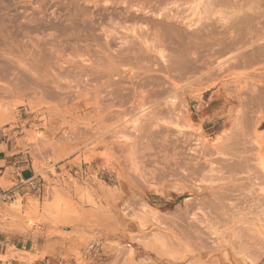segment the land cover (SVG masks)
<instances>
[{"label": "rangeland", "instance_id": "1", "mask_svg": "<svg viewBox=\"0 0 264 264\" xmlns=\"http://www.w3.org/2000/svg\"><path fill=\"white\" fill-rule=\"evenodd\" d=\"M147 1L0 0V157L16 162V168L23 176V169L31 170L29 173L33 176L31 181L21 182L28 188L22 196L17 195L16 203L0 210V219L10 221V228L5 226L3 229L14 228L34 239L33 242L10 245L7 254H0L2 264H122L114 263L111 253L120 239L126 248L152 243L150 250L152 245L159 243L154 242L158 241L155 238L158 234L153 235V232H162L166 239L167 225L163 223L165 227L161 225L158 229L156 222L151 220L154 219L151 212L149 217L147 207H152L151 211L153 208L157 210L164 219L177 214L172 213L176 209L179 213L186 205V197L177 199L173 188H181L186 182L167 177L143 184L141 171L139 178L135 166H141V160H154L152 164L144 162L147 172L154 171L155 166L159 167L155 170L160 171L165 165L162 152L167 156L165 135L170 132L181 139H177V144L183 142L176 152L180 150L178 158L186 162L190 161V147L215 150L216 158V152L222 146L228 147L240 137L248 146H256L252 165L264 178L261 162L264 161V127L256 124L255 117L264 114V100H254L264 91V48L263 51L257 50L264 43V39L257 42L264 37V0H258L259 9L256 8L253 14L257 17L254 30L258 32L259 29L260 34L256 32L258 36L250 40L244 36L241 44L226 50L215 47V42L220 41L225 29L234 35L247 22L246 19L231 20L233 15L230 12L243 5L242 0H232L231 9L225 7L226 14L222 10L215 11V6H212V12L205 11L208 0ZM172 1L177 2L164 5ZM143 4L149 10L153 7L151 15L139 11ZM165 6L172 9L171 13L162 11L168 17L177 12L189 17L200 12L202 19L197 21L195 32L198 44L189 45L190 40L184 38L183 26L168 34L165 27L155 26L154 20H159L157 14ZM221 12L224 16L230 15V23L222 21ZM145 17L146 20H142ZM168 17L164 23L168 22ZM230 24L233 25L229 27ZM201 42L213 43L211 47L206 45L210 47L207 48ZM106 80H109L108 84ZM237 124L241 126H238L240 131H237ZM145 130L153 132L148 135ZM158 131L160 136L156 134ZM187 136L191 137L190 141H186ZM156 138L160 141L157 140V144ZM147 141L158 145L157 148L148 143L152 152L156 149L153 155L150 150L149 153L145 151V146L144 151L140 149ZM127 144L132 148L134 144H143L136 147L139 149L134 146L136 151L142 150V155L131 156L134 148L129 149ZM181 148L185 149L181 152ZM129 153L135 162L137 158L140 163H133L126 155ZM144 154H150V159L147 160L148 156L144 158ZM123 157L128 158L127 161ZM214 164L215 167L218 165ZM122 170L129 172L123 173ZM117 175L122 179L118 178L120 182ZM128 178H133L134 183ZM125 180L132 182L130 187L127 188ZM132 184L135 188L138 186L136 190ZM1 185L5 189L16 187L8 176L1 180ZM107 196L113 197V204H117V210L114 208L113 212L120 211L116 218L122 220H118L121 225L105 216L108 213ZM123 209L125 212L121 213ZM105 217L109 224H106ZM111 221L113 225H110ZM139 221L149 227L143 229ZM166 221L168 223L169 218ZM125 222L134 223H130V227ZM112 226L114 230L126 229L115 232ZM140 226L142 231L138 228ZM135 231L138 240L136 237L132 241L130 236ZM159 245L156 247L158 253V248L163 247L160 249L162 253L166 248V255L163 253L167 257L165 263L187 254L177 245ZM154 251L152 254L156 253ZM213 254L215 252L211 256ZM248 259L247 264L255 263Z\"/></svg>", "mask_w": 264, "mask_h": 264}, {"label": "bare ground", "instance_id": "2", "mask_svg": "<svg viewBox=\"0 0 264 264\" xmlns=\"http://www.w3.org/2000/svg\"><path fill=\"white\" fill-rule=\"evenodd\" d=\"M231 1L232 0H230V1L229 0H208V4H207V7H206L205 11L206 10H210L212 12L213 11V7L212 6H215V11L222 10V12L226 14L228 12V10L231 9L230 8V6H232ZM242 1L244 2V4L241 5L240 7H237L236 9L234 7H232V9L234 8L235 11L233 10L232 12H230L231 13L230 15H233L231 17V20H233L234 18H237L239 20L246 19L247 22L244 25H242L241 27H239L237 29V32L234 35L230 32V30L225 29L224 33L222 34V38L220 39V41L216 40L215 47H221V48L226 50V49H229L231 47L237 46L238 44H241L239 42H242L241 39L244 36L246 37L247 40H250L251 38H254L255 36H258V34H260L259 29H258V32H257L256 29L254 30V26L257 23V17H255L253 15L257 11L256 8L259 9V5L257 6V3L260 4V2H259L260 0L259 1L258 0H255V1L251 0L254 5H252V3L250 1H248V0H242ZM147 2L152 3L150 0L147 1ZM176 2L177 1H175V2H173V1L172 2H167L164 5L167 4L166 6H169L172 3L175 4ZM245 2L248 5H246ZM249 2L251 3L250 6H249V4H250ZM144 5L145 4L140 6L139 11L143 12V14L151 13L150 11L152 10L153 7L150 5L152 8H150L151 10H149V8L147 9V7H145ZM152 5L154 6V3ZM244 5H245V7H244ZM166 6L163 7V8L161 7V10L160 9L159 10L161 12L163 10L164 11L167 10L168 13H171L172 9L169 10ZM247 6H248V8H246ZM225 7H228L227 8L228 10ZM244 8L247 9V10H245ZM161 12L157 14V17L159 18V20H154L155 26H159L160 25V26L165 27L166 28V34L177 30L178 26H183L184 27V29H183L184 30V38L187 37L190 40L191 44H189V45L198 44L197 41H195V32L197 30L196 29L197 21L199 22L202 19L200 17V12L199 11L197 13L195 12L194 15H192L191 17L185 16V15L181 14L180 12H177L176 14H173L171 17H168L166 12L165 13L164 12L161 13ZM222 12L220 14L223 17L224 14ZM149 15H151V14H149ZM230 15H225L222 18V21L223 22L226 21V23H230V20L228 19V17ZM144 16H147V15H144ZM167 17H168V22L164 23V21H165V19H167ZM143 19L146 20V17L142 18V20ZM147 20H148V18H147ZM162 23L165 24V25H161ZM232 25L233 24H230L229 27H231ZM256 32L258 33L257 35H256ZM262 39H264V37L261 36L257 40V42L262 40ZM247 40H244V41H247ZM206 42H208V41H206ZM212 43L213 42H211V43L209 42L208 44L204 43V44H205V46L206 45L210 46V44H212ZM201 44H203V43L201 42ZM263 48H264V43L260 44L258 46L257 50L260 49V51H263ZM216 50L217 49L215 48V52H216ZM216 53H218V52H216ZM192 56H194V55H192ZM182 58L185 59L186 57L185 58L182 57ZM112 65H114V64L112 63ZM95 67H94V69H95ZM111 67L109 68L110 70L112 69ZM95 71L97 72V69H95ZM98 71L102 72L100 69ZM96 72H94V73H96ZM108 73L110 74V72H108ZM105 74H106V72H105ZM84 75L82 73V76H84ZM93 75L89 74L88 76L93 77ZM80 76H81V74H80ZM97 76L100 77V74L97 75ZM96 79H94V80H96ZM100 79L102 80V78H100ZM103 80H104V78H103ZM154 80L156 81V79H154ZM86 81H88V80H86ZM108 81H107V84H108ZM99 83H100V81H99ZM99 83L97 85H99ZM101 83L103 84L104 82L101 81ZM155 83H157V82H155ZM160 83H162V81ZM164 84H165V82H164ZM159 85L161 86V84H159ZM116 87H117V85H116ZM140 87H141V85H140ZM9 88L7 87L6 89H9ZM92 88H93V86H92ZM94 89H95V87H94ZM104 89L105 88H103L102 90H104ZM163 91H165V89ZM254 100H264V91L260 92V96L259 97H255ZM255 117L257 118L256 119V124L259 125L260 127H264V114H261L260 116H258V117L255 116ZM238 122H240V120ZM238 124H240V123H238ZM238 124H237V131H240L241 128L238 127V126H240ZM161 130L162 129H160L159 131H161ZM159 131H158V133H156L157 135L160 133ZM144 132H146L145 134L149 135L153 131L149 133V130H147V131L145 130ZM144 132H142V133H144ZM182 134L185 135L184 133H182ZM138 135H139V133H138ZM143 136H147V135H143ZM158 136H160V135H158ZM141 138H142V136H141ZM150 138L148 137V140H150ZM153 138H154V135H153ZM157 138H156V141H155V139H153L155 141V144H157L156 143L157 140H158ZM161 138H160V140H161ZM165 138L167 139V141H166V139H165V141L168 144L166 146V150H167L166 155L167 156L165 157V154L162 152V154L164 155L163 158H162L163 159L162 163L165 162V165H164V167L161 168L160 171L155 170V168L156 169L159 168V167L155 166L154 171L152 170V172L149 173V171L147 172L146 167L144 166V162L145 161L143 162L141 160L140 161L141 163H140L137 160V158H136V162L137 163L139 162L141 164V166H140L139 164H137L135 162V160H133V159H135L134 157L142 155V153H143L142 150L141 151L139 150V152H138V150L136 151L135 148L139 147L140 145H143V144L135 146V144H136L135 143L134 144L135 148L133 146L134 150H132L133 149L132 146L130 147V145L127 144V145H129L128 148L130 147L129 149H131L132 152L133 151L135 152V153L131 152V156L133 154L135 156L133 155L134 157H131L130 153H129V155L128 154H126V155H127V157H129V158L131 157L132 158V160H133L132 162L133 163L135 162V164H137V166H135L132 162L131 163L129 162V164H133V167L134 166L136 167L138 173L135 172L136 169L135 170L133 168L132 169L134 170L135 173H137L138 177H139V175H138L139 171H141L140 172L141 173L140 174L141 178L140 177L139 178H140L141 183H143V184H146L150 180L151 181L152 180L153 181H158L160 179L167 178V177L169 179H173L175 181H180V182H183V183L186 182L184 185H181V188L180 187L179 188H173L177 192V197H176L177 199L179 197H182V196L186 197V199H185V204L186 205L184 206L183 209H181L182 207L178 208L179 210L181 209V211H179V213H178V211H176L177 210L176 209L172 213H177V214H172L173 216L170 214L171 217H168L169 218V221H168L169 225H168V223L166 221L168 218L164 219L163 218L164 215L163 216L160 215L157 210L155 211L154 208L151 211L152 207H150V209H148V207H149L148 206L147 207V211L149 210V212H148L149 214L148 213L147 214L150 217V212L152 213L151 217H153L154 219H151V220L156 222L157 225L155 223H151V222L149 224H151V225L155 224L157 226V228L160 227L161 225H163V223L168 226V227L167 226L165 227L163 225L165 227V229L167 230V231H165L166 235L164 234L166 236V239L162 236L163 235V234H161L162 232L161 233L160 232H158V233L157 232H153V235L158 234V235L155 236L156 240H158V241H154L155 240L154 237H152L151 239L154 242H159V243L156 244L157 246L154 245L155 247L152 245L151 248L153 249V251L155 250L154 253L156 252L155 254L157 256H155V254H152V252H153V251H151L152 249L150 250L149 246L152 243L149 246H147V245L144 246L145 244L142 245V243H141L135 248H130V246H128L126 248L124 243L120 242V240H121L120 239L119 242H118V246L112 248L113 252H111V253H113V255H114V257L112 256L113 259H114V263L115 262H119V263L122 262V264H186V263H188V264H247L246 263L247 259L251 258V259L254 260V262L256 264H263L264 263V178H262L258 174L257 168L253 167V165H252V161L254 160L253 156H254V154L256 152V149H257L256 146L253 145V146L250 147V146L247 145L246 141H242V139L240 137H237L235 139V141L231 145H229L228 147L222 146L216 152V154L218 155V157H216V158H214L215 150H210V149H203L202 150V149H198L197 147H195V148L194 147H190V148L187 147L188 148V154L190 155V157H189L190 161L186 162L184 160L185 161L184 162L181 158H178V154H180L178 152H180V150H178V152H176V150L179 149L178 145L180 143H183V142H180V143L177 144L176 141H177V139L179 137L176 138V134L174 132H170V134H168V136L165 135ZM178 140H181V139H178ZM190 140H191V137L187 136V140L186 141H190ZM151 141H152V139H151ZM146 143L148 144V143H150V141L149 142L147 141ZM146 143L142 147H140V149H143V147L145 146L144 147V148H146L145 151L149 153L148 150H150V152H151L150 154H152L154 151H156V149L155 150L153 149L154 151L152 152V148H150V146H151L150 144L152 142L150 144H148L147 147H146ZM186 143H188V142H186ZM152 144H154V142ZM161 144H163V143H161ZM125 145H126V143H125ZM154 145H153V148H156L155 146H157V148H158V145H155V146ZM184 145H185V142H184ZM188 145H190V144H188ZM122 146H124V144ZM167 147H168V149H167ZM123 148L125 149L126 147L124 146ZM260 148H261V146H260ZM136 149H139V148H136ZM182 149H185V148H181V152H182ZM126 150H128V149H126ZM143 151H144V149H143ZM146 152H144V153H146ZM149 155H145L144 158L146 156H148L147 160H149L150 159ZM181 155H182V153H181ZM155 156H153V158L152 157L151 158L154 159ZM125 157H123V158L126 159ZM127 159H126V161H127ZM140 159H143V157H141ZM153 161H151V162H153ZM146 162H150V161H146ZM261 162H262V168L264 170V161H261ZM126 163L127 162H125V164ZM150 163H149V166H150ZM214 163H216L218 165L215 167ZM159 164L161 165V163H159ZM151 166H153V165H151ZM128 168H130V167L128 166ZM133 170L131 171V169H130L129 170L130 173H132ZM148 170H149V168H148ZM105 171H103V172L105 173ZM123 171L124 170H122V172ZM129 171L125 170L123 173L127 172V174H128ZM148 173H149L150 177L148 176ZM109 177H111V176H109ZM118 178H119V176L117 175V180H118V182H120L119 181L120 178L119 179ZM132 179L133 178H130L128 181H130V180L132 181ZM120 180H122V179H120ZM123 181H122V184H123ZM128 181L125 180V182H127L126 183L127 184V188H128V185L130 187L131 183L133 182L132 181L130 183ZM136 181H138V180H136ZM188 182H189V184H188ZM138 184H135V186L138 185ZM170 184L169 185L167 184V185L170 186ZM177 184H179V183L177 182ZM124 186H125V184H124ZM152 186L153 185H151V187ZM132 187H134V185ZM137 187L136 188L134 187L135 190L137 189ZM160 187H161V185H160ZM170 189H172V188L170 187ZM119 191L121 192V190H119ZM119 191H118V194L120 193ZM141 191H142V189H141ZM116 192H117V190H116ZM156 192H157V190H156ZM159 192H161V191H159ZM120 194H123V193L121 192ZM114 195H112V196L114 197ZM141 195H142V193H141ZM113 197L112 198L108 197L109 199L106 200L108 202L107 203V212L108 213H105V216L108 215L107 216L108 217L107 220H109V219L113 220V222L114 223L116 222L117 225H118V224H120L122 222L118 223V220L120 218L118 220L116 218V217H118L120 211L119 212L116 211V214L118 212L117 216L113 212V211L117 210V208H115V205L117 206V204L115 203V205H114L113 204L114 202L111 200V199H113ZM130 197H133V196L130 195ZM187 198H189V199H187ZM126 199L124 201H126ZM134 199H136V198H134ZM139 199H140V197H139ZM169 199H172V198H169ZM128 200H129V198H128ZM88 201H90V200H88ZM128 202H129V204L131 203L130 200ZM142 203H144V201ZM129 204H127V205H129ZM132 204L134 205V201H133ZM122 205H123V203H122ZM144 205H145L144 207L147 206L146 204H144ZM102 207L104 208L103 205H102ZM102 207H101V209H102ZM129 207H130V205H129ZM114 208H115V210H113ZM104 210L106 211V209H104ZM130 210H132V209H130ZM102 211H103V209H102ZM137 211H139V209ZM145 211H146V209H145ZM124 212H125V210L122 211L121 213H124ZM142 212H144V210ZM133 214H134V211H133ZM147 214H144V216L147 215ZM137 216H139V215H137ZM144 216H143V218H144ZM121 218L123 219V216ZM93 219H96V216L93 217ZM104 219L106 221V224H109V221L106 220V217ZM104 219H103V221H104ZM132 219H133V217H132ZM148 219H150V218H148ZM94 221L96 222V220H94ZM119 221H122V220H119ZM141 221H139V222L142 223V226H143V222H141ZM148 221H150V220H148ZM113 222H112V224L110 223V225H113L114 224ZM130 223H132V222H129V224ZM133 223H132V225H133ZM125 224L129 225L127 222H125ZM138 225H140V224H138ZM258 225H259V228H256V226H258ZM124 226H126V225H124ZM124 226H117V227H124ZM144 226H148V225H144ZM144 226H143V229L145 228ZM156 226H154V227H156ZM107 227H109V226H107ZM130 227H131V224H130ZM164 227H163V230H164ZM111 228L113 229V231L116 232L117 228L115 230H114V228H115L114 226H112ZM138 228L141 229L142 227L140 226ZM120 229H118V230L119 231H125L123 229H126V228L124 227L123 229H121V230ZM143 229H141V231ZM126 232H127V230H126ZM143 232H141L142 235L146 234V232L145 233H143ZM109 234H110V232H109ZM112 234L114 235V233L111 232V235ZM129 234H131V232ZM135 234H136V231H135ZM137 234H138V232H137ZM137 234L135 235V238L133 237L134 235L131 234V236L133 237L132 238L130 236L132 241L133 240L135 241L136 237H137V240H138V235ZM160 234H161V236H160ZM123 235L125 237V234H123ZM127 236H128V234H127ZM115 238H117V237H115ZM139 239H140V237H139ZM154 242H153V244H154ZM160 243H162L163 246H167V244H168V246L174 247V246L177 245L178 247L184 248L186 250L187 254H186L185 257H183V258H181L179 260H169L168 259L167 262L165 263V259H167V257L165 256L166 252L164 253V251L166 250V248H165V250L163 249L164 251L162 250L165 255L160 250L163 247L158 248V250L160 251L159 252L160 255L156 251L157 250L156 247H160V245L158 246V244H160ZM154 248H156V249H154ZM169 248H171V247H169ZM214 252H215V254H213L214 256L213 255L211 256V253H214ZM248 254L250 255V257H248ZM240 255H241V257H240ZM205 258H209V259L205 261L204 260ZM251 259H250V261H251ZM251 262L253 263V261H251Z\"/></svg>", "mask_w": 264, "mask_h": 264}, {"label": "crops", "instance_id": "3", "mask_svg": "<svg viewBox=\"0 0 264 264\" xmlns=\"http://www.w3.org/2000/svg\"><path fill=\"white\" fill-rule=\"evenodd\" d=\"M16 162H13L11 160H9L8 158L4 157H0V174H2L1 176V180L8 176V179L11 180L13 183L16 184V187H14L13 189V200L11 203H16L18 201L17 195L22 196V193L25 189H27L28 187H25L21 182H29L33 179V176L31 173V170H29V172L27 171V169H23V171H25V175L23 176L18 170V168H16L17 166ZM0 180V181H1ZM9 222L10 221H6L4 219H0V254L1 255H5L8 252V247L10 245L15 246L17 243H22L25 241H31L33 242V238L32 236H26L23 235L22 232L16 230V229H3V227L6 226V228H10L9 227ZM0 264H2V262H0Z\"/></svg>", "mask_w": 264, "mask_h": 264}, {"label": "built area", "instance_id": "4", "mask_svg": "<svg viewBox=\"0 0 264 264\" xmlns=\"http://www.w3.org/2000/svg\"><path fill=\"white\" fill-rule=\"evenodd\" d=\"M2 174H0V180H1ZM13 188L10 189H5L1 185L0 181V210L4 208L5 205H8L12 202L13 200Z\"/></svg>", "mask_w": 264, "mask_h": 264}]
</instances>
